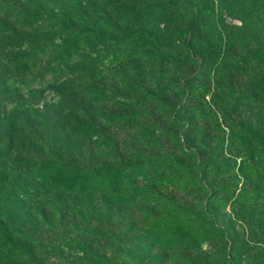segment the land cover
Instances as JSON below:
<instances>
[{
	"label": "rangeland",
	"instance_id": "1",
	"mask_svg": "<svg viewBox=\"0 0 264 264\" xmlns=\"http://www.w3.org/2000/svg\"><path fill=\"white\" fill-rule=\"evenodd\" d=\"M124 1L141 18L159 9L149 43L124 26L54 86L0 85V170H22L0 178V264H264V75L250 68L264 14L207 0L191 41L176 0ZM62 86L77 94L71 115ZM118 164L117 189L72 182Z\"/></svg>",
	"mask_w": 264,
	"mask_h": 264
},
{
	"label": "trees",
	"instance_id": "2",
	"mask_svg": "<svg viewBox=\"0 0 264 264\" xmlns=\"http://www.w3.org/2000/svg\"><path fill=\"white\" fill-rule=\"evenodd\" d=\"M208 1L176 0L175 10L188 17L181 24L187 28L191 41L210 17L212 5ZM256 7L264 14V0H250V10ZM134 11L133 6L124 0H0V65L9 71L0 85L7 86L9 90L11 77L18 81L32 77L54 86L69 75L81 73V69L71 66L76 58H83L89 64L92 50L109 40H119V32L124 26L133 28L132 35H135L138 28L141 31L149 28L160 13L157 7L149 5L143 18ZM145 34L149 43L152 34L146 31ZM263 62V45L250 48V68L263 69L264 75ZM48 66L50 68L45 69ZM83 69L84 74L94 71L89 66ZM55 90L62 103L68 101L69 115L75 113L78 105L76 92L65 86ZM43 121L44 135L58 139L59 133L63 132L54 129L58 121L49 113L43 115ZM42 137L40 135L39 138ZM258 143L264 153V140L259 138ZM124 168L126 165L118 164L115 168L105 167L98 171L77 170L72 182L81 190L91 189V192L99 187L105 191L117 189L125 175ZM13 171L22 172L0 170V178L4 180V174ZM93 184L99 186L92 188ZM105 261L106 264H117L114 258L105 257Z\"/></svg>",
	"mask_w": 264,
	"mask_h": 264
}]
</instances>
